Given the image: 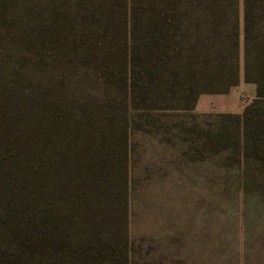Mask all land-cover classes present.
Masks as SVG:
<instances>
[{"label":"rangeland","instance_id":"1","mask_svg":"<svg viewBox=\"0 0 264 264\" xmlns=\"http://www.w3.org/2000/svg\"><path fill=\"white\" fill-rule=\"evenodd\" d=\"M145 2L0 0V264H264V205L245 212L228 187L236 133L206 160L184 152L191 115L227 133L218 114L255 84L240 56L236 84L198 96L205 111L133 107L120 10L135 22Z\"/></svg>","mask_w":264,"mask_h":264},{"label":"trees","instance_id":"2","mask_svg":"<svg viewBox=\"0 0 264 264\" xmlns=\"http://www.w3.org/2000/svg\"><path fill=\"white\" fill-rule=\"evenodd\" d=\"M120 11L125 38L119 77L133 107L192 109L201 93L225 92L238 82L242 56V78L255 84L257 98L240 114H218L232 120L227 133L212 122L197 132L191 115L195 146L184 152L206 160L236 133L226 165L238 166L240 174L236 187H228L240 192L245 212L252 198L264 205V137L255 136L262 120L251 112L259 104L264 116V0H148L135 22H127L125 8Z\"/></svg>","mask_w":264,"mask_h":264},{"label":"crops","instance_id":"3","mask_svg":"<svg viewBox=\"0 0 264 264\" xmlns=\"http://www.w3.org/2000/svg\"><path fill=\"white\" fill-rule=\"evenodd\" d=\"M200 102H199V100H197V102L195 103V105H194V108L195 109H198L199 111H205V110H207L208 108H198V105H200L199 104ZM200 107V106H199ZM222 111H224V112H235L236 110L234 109V108H228V109H226V110H222Z\"/></svg>","mask_w":264,"mask_h":264}]
</instances>
